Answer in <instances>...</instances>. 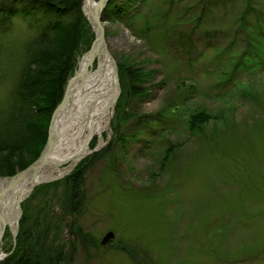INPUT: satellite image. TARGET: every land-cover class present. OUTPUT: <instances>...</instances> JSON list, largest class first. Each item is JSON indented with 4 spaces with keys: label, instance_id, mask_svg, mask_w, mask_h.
<instances>
[{
    "label": "rangeland",
    "instance_id": "rangeland-1",
    "mask_svg": "<svg viewBox=\"0 0 264 264\" xmlns=\"http://www.w3.org/2000/svg\"><path fill=\"white\" fill-rule=\"evenodd\" d=\"M16 10L3 16L25 28ZM104 12L119 80L105 139L36 184L0 251H17L30 231L34 243L52 222L63 264H264V0H136L132 23ZM91 30L95 38L89 22L92 39ZM95 39L82 43L73 74ZM5 62L3 115L19 79L10 71L16 60ZM137 69L143 79L133 78ZM202 109L211 119L190 129ZM100 149L84 164L74 209L65 179Z\"/></svg>",
    "mask_w": 264,
    "mask_h": 264
},
{
    "label": "trees",
    "instance_id": "trees-1",
    "mask_svg": "<svg viewBox=\"0 0 264 264\" xmlns=\"http://www.w3.org/2000/svg\"><path fill=\"white\" fill-rule=\"evenodd\" d=\"M133 1L136 0H125L117 5L114 4L115 0H109L104 14L121 19L126 16L127 21L132 23L135 15H128V9ZM82 3L83 0H0V82L10 75L9 63L5 62L9 58L16 60L11 74H18L19 78L18 85L10 89L6 114L0 113V175H14L23 170L44 149L53 111L62 100L67 79L76 67L77 52L86 40L92 43L95 39L92 30V39L85 36L89 21ZM20 5L24 9L21 20L26 29L3 16H13ZM140 73L137 69L133 78H140ZM137 88L134 86L132 90L135 89L137 93L138 90L144 91ZM211 117L204 109L192 114L190 129L199 130ZM172 147L166 151V160L170 157ZM106 150L100 149L88 156L66 177V199L74 203V209L79 207L82 200L80 184L85 162L90 161V158L95 159ZM165 159L162 167L167 162ZM41 188H36L32 197ZM43 227H49L47 235L43 233L42 237L38 232L32 243L30 240L34 233L30 231L27 240L19 241L17 251L0 264H63L65 252L60 246L62 243L57 232L51 235L52 222Z\"/></svg>",
    "mask_w": 264,
    "mask_h": 264
},
{
    "label": "bare ground",
    "instance_id": "bare-ground-1",
    "mask_svg": "<svg viewBox=\"0 0 264 264\" xmlns=\"http://www.w3.org/2000/svg\"><path fill=\"white\" fill-rule=\"evenodd\" d=\"M92 1L85 0L86 10ZM110 55L101 48L92 62L87 59L84 61L83 70L86 71L74 85L71 97L54 124L57 131L55 147L47 156L42 169L33 178V183L64 174L89 153L90 142L95 137H99V143L104 141L109 114L119 91V80L115 78L113 69L114 59ZM95 61L97 66L94 65ZM66 163H69L68 168L63 167ZM29 179L33 180L30 176L27 183L14 188L13 192L7 191L0 195V235H5L7 227L13 233L16 232L17 204L30 186ZM2 257L3 253L0 251V259Z\"/></svg>",
    "mask_w": 264,
    "mask_h": 264
},
{
    "label": "water",
    "instance_id": "water-1",
    "mask_svg": "<svg viewBox=\"0 0 264 264\" xmlns=\"http://www.w3.org/2000/svg\"><path fill=\"white\" fill-rule=\"evenodd\" d=\"M108 0H99L97 2H95L93 0V2L89 5L90 8L88 9V17L90 19L92 28H94L95 31V41L94 44L91 48V50L89 52H87L85 55H83V58L80 59L79 63H78V68L75 70V73L73 74V76L71 78L68 79V83L65 87V91H64V96L63 99L61 100V102L59 103V105L56 107V109L53 111V116L50 122V127H49V132H48V140L46 142V144L44 145V149L41 152V154L37 157L36 160H34L33 163H31L30 165H28L27 167L24 168V170H20L17 173H15L14 175H0V195H3L4 192H13L14 188H17L19 186H22L24 183H27L28 177L31 176V178L33 179L35 177V175L42 169V167L44 166L46 160H47V156L49 155V153L53 150V148L55 147V141H56V127H55V122L57 120V118L59 117L62 109L64 108L67 100L71 97L72 95V90L74 88V85L81 79L80 77L84 74V72L86 70H83V65H84V59H88L90 62H92L94 59V55L96 54V52L103 48L107 51L108 55L109 54V49L107 48V41L105 38V27L103 26V21H102V11L103 9L106 7V3ZM111 56V55H110ZM114 75L116 76L118 73V69H117V65L114 61ZM116 102V100H114ZM54 178H50V180H52ZM30 182V186L27 189V191L19 198L18 200V204H17V209H18V215L16 216V223L19 222V219L22 215V202L25 200V198H27L28 196H30V194L34 191V188L36 187V184L39 182H34V179L31 180L29 179ZM6 224V223H5ZM4 224V225H5ZM19 225V223H18ZM17 235V233L15 234V236ZM114 235V232H111L109 234L106 235V237L103 239L105 242L108 241L109 238H111ZM4 234L2 233V235H0V242L3 239ZM7 255H3V257L1 258L4 259Z\"/></svg>",
    "mask_w": 264,
    "mask_h": 264
}]
</instances>
